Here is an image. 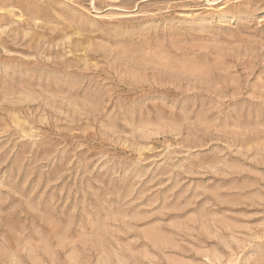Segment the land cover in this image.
I'll return each mask as SVG.
<instances>
[{
  "label": "rangeland",
  "instance_id": "1",
  "mask_svg": "<svg viewBox=\"0 0 264 264\" xmlns=\"http://www.w3.org/2000/svg\"><path fill=\"white\" fill-rule=\"evenodd\" d=\"M0 264H264V0H0Z\"/></svg>",
  "mask_w": 264,
  "mask_h": 264
}]
</instances>
